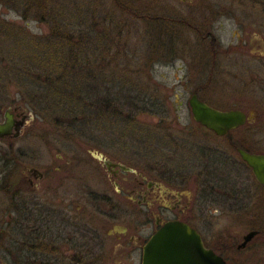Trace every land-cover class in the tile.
Segmentation results:
<instances>
[{
  "label": "flooded vegetation",
  "instance_id": "1",
  "mask_svg": "<svg viewBox=\"0 0 264 264\" xmlns=\"http://www.w3.org/2000/svg\"><path fill=\"white\" fill-rule=\"evenodd\" d=\"M176 2L187 14L173 21L206 41L205 47L208 38L211 40L212 61L221 52L231 53V47L220 50L209 29L213 13L220 16L222 9L210 7L209 0ZM161 8L166 10L165 6ZM176 11L175 15L182 12ZM251 17L258 28L264 27V16ZM159 18L165 22V17ZM241 18L250 19L247 15ZM183 29L178 26L177 35ZM238 29L239 38L249 30L241 23ZM255 35V42H261V36L257 32ZM245 42L237 45L238 59L249 55L237 64L238 106L227 108L245 114L243 125L223 137L217 135L225 141L224 148L215 152L212 146L207 147L185 172L159 166V161L142 166L143 172H139L116 150L109 154L82 149L81 156L60 155L53 161L8 149L12 156L1 159L0 188L11 199L8 206L13 212L7 214V221H0L16 232L11 239L13 255H8L15 264H108L109 260L112 264H142L149 238L169 221H182L192 227L205 248L228 264H264V184L256 181L238 154L240 148L249 154L264 155V43L254 42L248 54ZM170 48L162 50L171 53ZM22 106L7 107L15 121L23 120L17 138L24 136L26 122L31 119V113ZM17 138L9 134L0 141L13 148ZM231 149L249 168L257 190L247 189L243 178L227 167ZM216 211L220 213L214 214ZM3 231L1 237L5 239L7 232ZM119 258L125 259L123 263L116 262ZM0 264H8L3 255Z\"/></svg>",
  "mask_w": 264,
  "mask_h": 264
},
{
  "label": "rangeland",
  "instance_id": "2",
  "mask_svg": "<svg viewBox=\"0 0 264 264\" xmlns=\"http://www.w3.org/2000/svg\"><path fill=\"white\" fill-rule=\"evenodd\" d=\"M39 1L46 2L44 8L38 7ZM177 4L176 0H0V121L4 118L3 113L7 107H15L22 100V90L16 86L18 85L15 82L16 79L8 73L11 68H7L14 66L19 68L17 65L19 62L11 61L7 56L16 57L23 63L34 64L41 62L47 53L53 52V49L36 50L34 43L26 37L37 36L42 40L48 36L54 25L50 21L53 18L51 14L60 17L63 22L72 21L75 23L73 25L75 28L82 31L89 30L95 36L102 34L101 31L105 34V30L102 26L100 29L90 28L88 24L103 19L104 26L112 24L110 21L114 22V20L127 24L128 28L124 27L123 33H127L129 37L125 45H122L127 49L125 54L120 52L122 57L119 62L118 59L112 62L116 46L112 48L114 45H100L101 43L97 42L99 39L96 45L91 46L98 56L105 55L107 59L103 63L100 62V68L97 71L98 80L108 78L112 81L119 79L120 76L129 78L132 76L138 83L150 84L148 86L153 88V96L156 97V107L164 100L168 108L164 120L156 116L151 118L143 115L139 117L137 124L127 125L118 123L111 116V121L101 118V121L96 122L92 118L90 123L84 125L72 119L62 118L60 115L43 117L45 113H36L30 106H22L32 116L26 122L28 126L25 128L24 136L13 141L11 145L13 148L9 143L0 141V184L3 181L1 159L12 156L7 152L8 149L16 152L19 150L21 154L24 153L27 156L52 158L53 161H56V157L60 155L81 156L82 149L89 153L103 150L109 154H113L116 150L122 153L120 154L122 160L127 161L129 166L136 168L139 172H143L142 166L157 164L158 161L159 166H168V168L185 172L189 165L198 161L207 147L212 146L215 152L224 148L225 141L221 137L214 136L208 129L193 120L188 100L196 91L203 102L215 109L237 108L236 74L239 71L237 64L240 58L245 60L249 57L245 54L238 59L237 45L246 40V49L249 54L252 50L250 45L255 42V32L264 40L262 34L264 30L261 31L264 27L258 28L257 21L250 18V16L263 18L264 0H209L210 7L222 9L220 16L213 13L209 29L213 30V36L219 48H222L220 50L231 47V53L227 51L224 54L219 53L215 62L211 59L209 38L208 47H205L206 41L200 40L194 33L187 31L182 23L179 25L173 21L175 18H185L184 14H187V11ZM161 5L165 6L166 10H162ZM127 7L131 12L137 13V16L122 10ZM178 9L182 12L180 15H175ZM242 15L244 17L247 15L250 19L242 20ZM159 16L165 17V22ZM2 23L26 36L16 35L15 31L1 27ZM240 23L244 28L249 29L248 32H244V38L238 36ZM178 26L184 27L186 31L183 30L188 34L181 30V35H177ZM255 28H257L256 31ZM262 40L255 43H264ZM154 42L158 44V48L171 47L172 52L162 50L160 54L153 53L150 47L154 45ZM105 47H109V50L104 51ZM29 132L33 134L32 137L28 134ZM163 148L166 149L161 154ZM85 156L88 157L90 154L85 153ZM231 156L232 159L227 161V167H232L231 172L243 178L247 189L257 190L254 176L251 175L249 168L239 161V156L232 149ZM40 160H36L38 164ZM81 171L89 173L85 169ZM10 201L9 196L0 188L1 221H7V214L13 212L8 206ZM219 213L216 211L214 214ZM1 221L0 256H5L8 264H15L13 257L8 255L12 252L11 239L16 232ZM3 230L7 232L5 239L1 237ZM124 260L119 258L116 262L123 263ZM112 262L109 260L108 264Z\"/></svg>",
  "mask_w": 264,
  "mask_h": 264
},
{
  "label": "trees",
  "instance_id": "3",
  "mask_svg": "<svg viewBox=\"0 0 264 264\" xmlns=\"http://www.w3.org/2000/svg\"><path fill=\"white\" fill-rule=\"evenodd\" d=\"M45 4L46 2L39 1L38 7L44 8ZM122 10L137 16V13L131 12L129 7ZM51 16L53 18L50 21L54 24L51 27L52 31L42 40L37 36L28 37L2 23L1 27L30 39L36 50H54L47 53L41 62L34 64L23 63L16 57L7 56L11 61L19 62L17 64L19 68L16 66L7 68H11L8 73L16 79L15 82L18 84L16 86L22 90L20 105L30 106L36 113H45L43 117L60 115L62 118L72 119L84 125L90 123L92 118L96 122L101 121V118L111 121V116L118 123L127 125L137 124L139 117L143 115L151 118L156 116L164 120L168 108L164 100L156 107V97L153 96V88L148 86L150 84L138 83L132 76L130 78L120 76L119 79L112 81L108 78L98 80L97 71L100 62L103 63L107 59L105 55L98 56L91 46L96 45L97 39L100 45H114L112 48L116 46L112 62L117 59L119 62L122 57L120 52L125 54L127 49L122 46L129 37L127 33H123L124 27L128 28L127 24L114 20V22L110 21L112 24L104 26V19L88 24L90 28L100 29L102 26L105 30V34L100 30L101 36L97 34L95 36L89 30L82 31L75 28L73 26L75 23L72 21L63 22L60 17H55L54 14ZM153 44L150 47L152 52L160 54L162 48H158L156 42ZM108 48L105 47L104 51H108Z\"/></svg>",
  "mask_w": 264,
  "mask_h": 264
},
{
  "label": "water",
  "instance_id": "4",
  "mask_svg": "<svg viewBox=\"0 0 264 264\" xmlns=\"http://www.w3.org/2000/svg\"><path fill=\"white\" fill-rule=\"evenodd\" d=\"M188 105L191 107L193 120L210 129L216 136L223 137L229 130L243 125L245 114L241 111L215 109L200 101L197 94L189 98ZM3 114L4 118L0 121V139H5L9 134L17 138L20 128L24 126L23 120L15 121L7 108ZM31 116L30 114L28 117ZM238 154L251 168L256 181L264 184V155L249 154L240 148ZM146 244L142 264H228L216 252L206 249L199 233L182 221H169Z\"/></svg>",
  "mask_w": 264,
  "mask_h": 264
}]
</instances>
